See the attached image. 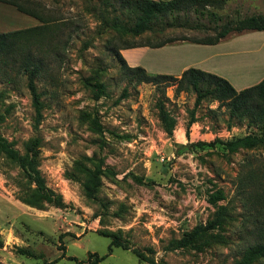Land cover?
Returning a JSON list of instances; mask_svg holds the SVG:
<instances>
[{"label":"rangeland","instance_id":"1","mask_svg":"<svg viewBox=\"0 0 264 264\" xmlns=\"http://www.w3.org/2000/svg\"><path fill=\"white\" fill-rule=\"evenodd\" d=\"M34 1L40 2V12L57 19L56 51L45 59L44 77L36 79L42 120L35 127L27 75L0 62V131L20 153H37L38 168L53 194L44 196L16 162L0 153V261L152 264L137 250L156 264H240L256 240L253 223L263 218L252 205L251 192L257 180H264V144L232 151L222 142L261 135L264 129L231 117L217 100L197 105L196 94L177 91L176 83L129 81L107 44L113 35L121 44L111 23L135 21L117 3ZM253 4L220 0L208 8L222 24L264 10V1ZM185 19L198 28L169 25ZM37 24L0 1V31ZM215 25L210 16L197 18L190 9L174 19L160 18L152 32L127 39L203 38L215 34ZM161 108L175 120L171 134L160 118ZM189 143L198 145L177 152ZM97 175L90 195L87 187ZM216 192L223 198H213ZM220 205L228 207L230 217L204 237L210 241L206 246L168 249L172 239L205 224Z\"/></svg>","mask_w":264,"mask_h":264},{"label":"trees","instance_id":"2","mask_svg":"<svg viewBox=\"0 0 264 264\" xmlns=\"http://www.w3.org/2000/svg\"><path fill=\"white\" fill-rule=\"evenodd\" d=\"M3 3L14 6L17 10L27 15L35 17L40 24L25 28L0 31V62L7 65L11 69L27 75L28 87L32 96V103L35 110V127H38L42 120L41 92L38 90L36 79L44 77L46 73L45 59L50 57L52 52L56 51L57 44L53 39V25L57 21L54 16L45 15L40 12L37 7L40 6L39 1L34 0H0ZM105 2H115L120 8L128 10L135 15V21L132 24L113 22L111 27L116 31L117 40L121 44L116 45V37L107 40V44L112 45V52L119 63V70L129 81L134 83L152 82L177 84V91H190L196 94V104L198 105L205 99L217 100L219 105L226 106L230 112V116L239 120H248L261 126L264 129V78L251 86L243 89H237L227 78L218 74L205 71L196 67L185 69L179 77L170 74H150L142 66H130L122 56L120 49L139 45L162 46L178 40H188L191 42L214 44L226 38L231 33H241L249 30H264V13L252 14L236 20L228 19L224 23H219L218 14L208 8L211 2H219L220 0H104ZM193 10L197 18L200 16H210L216 22L214 26L215 34L203 38H189L186 36L166 38L164 40L133 41L127 37L138 38L145 32H152L160 18L172 16L183 11L184 13ZM107 19L103 23L107 24ZM190 24L187 19L184 21L172 20L169 24L171 27L189 26L198 28V24ZM32 48L35 49L32 50ZM160 118L169 134L172 133L175 120L167 110L161 108ZM219 141V140H218ZM229 150H236L241 146H254L264 144V134H247L244 136H236L233 139L222 142ZM203 143H200L202 145ZM198 143H189L181 146L178 153L192 150ZM0 153L6 155L9 159L16 162L29 176L36 187L44 192V196L50 198L53 190L46 185L44 176L41 174L37 164V153L27 152L20 153L18 149L2 134L0 131ZM99 181L97 175L91 185L87 187L90 195H93L96 189V183ZM255 183V182H254ZM258 187L252 190L251 196L253 207L258 213L263 214L261 220L253 223L252 230L256 234L254 243L246 247L240 264H251L255 260H264V180H257ZM215 199L223 198L222 192H216L213 196ZM215 199L212 201L215 202ZM230 217L227 206L220 205L217 207L213 217L205 224L196 225L191 231L186 232L180 238H174L169 242L168 249L183 248H203L210 241L205 236H209L210 232L219 228ZM211 236V234H210ZM3 246V239L0 234V247ZM139 256L144 257L150 263L156 262L143 256L138 252ZM0 264H5L0 261Z\"/></svg>","mask_w":264,"mask_h":264},{"label":"crops","instance_id":"3","mask_svg":"<svg viewBox=\"0 0 264 264\" xmlns=\"http://www.w3.org/2000/svg\"><path fill=\"white\" fill-rule=\"evenodd\" d=\"M249 1L258 5L259 1L264 0ZM262 13L264 10L258 8L257 14ZM180 27L194 29L188 25L176 28ZM120 52L130 66H142L150 74L179 77L185 69L196 67L227 78L237 89L254 85L264 78V30L243 31L214 44L178 40L162 46L126 47ZM237 61L243 65L240 75L233 72ZM248 80L250 82L238 84Z\"/></svg>","mask_w":264,"mask_h":264},{"label":"bare ground","instance_id":"4","mask_svg":"<svg viewBox=\"0 0 264 264\" xmlns=\"http://www.w3.org/2000/svg\"><path fill=\"white\" fill-rule=\"evenodd\" d=\"M242 66L243 65L241 63H239V61H237V63H235V65H234V69L241 73V67Z\"/></svg>","mask_w":264,"mask_h":264}]
</instances>
